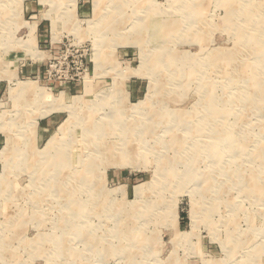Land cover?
Segmentation results:
<instances>
[{"label":"rangeland","instance_id":"obj_1","mask_svg":"<svg viewBox=\"0 0 264 264\" xmlns=\"http://www.w3.org/2000/svg\"><path fill=\"white\" fill-rule=\"evenodd\" d=\"M0 264H264V0H0Z\"/></svg>","mask_w":264,"mask_h":264},{"label":"bare ground","instance_id":"obj_2","mask_svg":"<svg viewBox=\"0 0 264 264\" xmlns=\"http://www.w3.org/2000/svg\"><path fill=\"white\" fill-rule=\"evenodd\" d=\"M124 1V0H123ZM121 2V1H119ZM123 5V4H122ZM112 6V5H111ZM137 12V11H136ZM146 12V11H145ZM107 13V12H106ZM135 13V12H134ZM116 14V13H115ZM141 14V13H140ZM104 15V13L102 14ZM136 15V14H135ZM108 16V15H107ZM123 16V15H122ZM125 16V15H124ZM109 17V16H108ZM112 17V16H111ZM102 19V18H101ZM122 19V18H120ZM103 21V20H102ZM101 21V22H102ZM106 21V20H105ZM122 22V21H121ZM130 24V23H129ZM117 25V24H116ZM114 27V26H113ZM116 27V26H115ZM154 27V26H152ZM112 28V27H111ZM115 29V28H114ZM126 29V28H125ZM155 29V28H154ZM130 30V29H129ZM140 30V29H139ZM119 31V30H118ZM116 34V33H115ZM164 36V35H163ZM116 37V36H115ZM130 37V36H129ZM127 40V39H125ZM150 56V55H149ZM93 59L96 61V68H98L100 66L101 63V59H100V52L95 51V53L93 54ZM147 57V56H146ZM160 61V60H159ZM158 64V63H157ZM157 67V66H156ZM151 70V69H150ZM149 70V71H150ZM158 77V76H156ZM152 85V84H151ZM151 87V86H149ZM19 95H29V94H34L36 95L40 100H42V103L45 105V107H49L47 112L50 111H55V110H66L68 112V117L66 118V120L59 126L58 128V134H60V136H62L63 140L67 139V142H65V144H63V146L68 149V151H64L61 154H64V157H73L75 155L78 154V152L81 151V148L83 149V147H85V149L90 148V145H95V150L97 149L98 151H100L99 153H102L103 156H108L109 158L113 156V158L110 159V163H114V164H123L126 163L128 165L130 164H135L137 161H139L140 159V155L143 151H135L134 149H130V148H125L123 149L122 155L119 157L117 155H115L113 153V149L108 146L106 144V141H101L100 139L97 141H94L93 139L89 138V135H91V127L89 124L90 123V113H89V109H87L85 112L78 113V111L75 109L76 105V100L74 99L72 100L73 102L70 101V99L68 100V98L66 97V94L64 92H61L57 97H49L48 93L46 91H44V89L41 88H36L33 86L32 83H23L20 86V89L17 90ZM255 91V90H254ZM150 97H148V99L144 102H140L138 105L133 107V110H141L144 105H146L147 101L149 100ZM24 99V98H23ZM35 99V98H34ZM85 99V98H84ZM86 100V99H85ZM84 100V101H85ZM79 101V100H78ZM86 102V101H85ZM84 102V103H85ZM35 103V102H34ZM83 103V104H84ZM82 104V106H83ZM43 105V106H44ZM90 107V106H89ZM149 107V106H148ZM84 109V108H83ZM119 113V112H118ZM160 114V113H159ZM158 114V115H159ZM5 115V114H4ZM120 115V114H119ZM44 116V115H43ZM118 116V115H117ZM157 116V115H156ZM169 119V118H167ZM166 119V120H167ZM120 120V119H117ZM121 122V121H119ZM124 123V122H123ZM165 124V123H164ZM13 126V125H12ZM81 126V127H80ZM144 126V125H143ZM129 127V126H128ZM148 128V127H147ZM124 131V133L126 134V138H128L130 136V133L132 132V129H127L122 128ZM195 129V128H193ZM93 130V129H92ZM201 130V129H200ZM146 131V130H145ZM148 131V130H147ZM202 131V130H201ZM199 131V132H201ZM122 132V130H121ZM69 134V135H68ZM68 135V136H67ZM71 136V137H69ZM197 136V135H196ZM68 137V138H66ZM95 138V137H93ZM125 138V139H126ZM12 141V140H11ZM48 143L45 145L46 149L43 150V152H36L34 154L40 155L41 158L44 159H57L59 155L58 152H53L54 150H56L57 148H59L60 145L57 144V140L54 137V135H51L49 137V139L47 140ZM70 142V143H69ZM126 142V140H125ZM11 143V142H10ZM13 143V142H12ZM9 147L11 148V144H8V148L6 150L3 151H7L9 149ZM14 147V146H13ZM128 147V146H127ZM143 149V148H141ZM31 157V156H30ZM105 158V157H104ZM63 160V159H62ZM47 161V160H46ZM60 161V160H59ZM58 161V162H59ZM45 162V161H44ZM167 162V161H166ZM9 163V162H8ZM43 163V162H42ZM41 163V164H42ZM63 164L66 162H62ZM83 163L82 161H79L76 165H78V167ZM68 163H66L67 165ZM51 165V164H50ZM61 165V164H60ZM80 166V167H81ZM62 168V167H61ZM160 168V167H158ZM48 169V168H47ZM65 169V168H64ZM54 170V169H53ZM63 170V169H62ZM161 170V169H160ZM162 171V170H161ZM168 171V170H166ZM158 172V171H156ZM160 172V171H159ZM163 172V171H162ZM209 173V172H208ZM77 176V175H76ZM61 177V176H60ZM64 177V176H63ZM74 177V176H73ZM84 177V176H83ZM82 177V178H83ZM87 177V176H86ZM189 177V176H188ZM41 178V177H40ZM54 178V177H53ZM89 178V177H88ZM203 178V177H202ZM204 179V178H203ZM251 179V178H249ZM86 180V179H85ZM154 180V179H153ZM152 183V182H151ZM247 185V184H246ZM251 187V186H250ZM142 188V187H141ZM140 189V188H138ZM137 189V190H138ZM245 190V189H244ZM260 193V191L258 192ZM261 194V193H260ZM74 203V202H73ZM75 210V209H74ZM82 214V213H81ZM192 229L195 228V222H192ZM128 232V231H127ZM183 235L182 237L184 238Z\"/></svg>","mask_w":264,"mask_h":264}]
</instances>
